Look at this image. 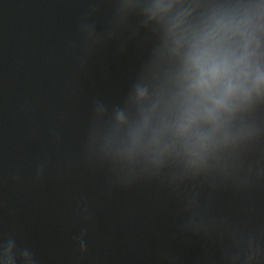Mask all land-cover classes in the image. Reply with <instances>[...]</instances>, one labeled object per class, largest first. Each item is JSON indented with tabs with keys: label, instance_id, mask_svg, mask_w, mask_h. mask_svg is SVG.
<instances>
[{
	"label": "water",
	"instance_id": "water-1",
	"mask_svg": "<svg viewBox=\"0 0 264 264\" xmlns=\"http://www.w3.org/2000/svg\"><path fill=\"white\" fill-rule=\"evenodd\" d=\"M205 36L246 96L181 131ZM0 264H264V0H0Z\"/></svg>",
	"mask_w": 264,
	"mask_h": 264
},
{
	"label": "clouds",
	"instance_id": "clouds-1",
	"mask_svg": "<svg viewBox=\"0 0 264 264\" xmlns=\"http://www.w3.org/2000/svg\"><path fill=\"white\" fill-rule=\"evenodd\" d=\"M243 62L229 55L220 42L212 41L209 36L194 42L185 61L187 107L181 131L201 115L215 121L220 112L230 109L229 102L237 94L246 96Z\"/></svg>",
	"mask_w": 264,
	"mask_h": 264
}]
</instances>
